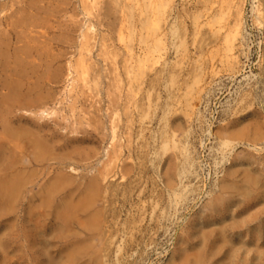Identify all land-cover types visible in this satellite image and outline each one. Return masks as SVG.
<instances>
[{
	"label": "rangeland",
	"instance_id": "374dc122",
	"mask_svg": "<svg viewBox=\"0 0 264 264\" xmlns=\"http://www.w3.org/2000/svg\"><path fill=\"white\" fill-rule=\"evenodd\" d=\"M1 1H0V7L2 6L4 8V5L1 4ZM8 1L9 0H4V2L7 3ZM60 1H61L60 2L61 6L62 5L64 6V7L62 6L63 10L61 7H57L56 10L50 11L52 12L50 16L48 15L50 13L49 11L48 14L41 12L48 21L47 22L46 19L43 18L44 21L47 23H44V21L42 23L48 25L41 26L38 28L39 30L42 31H45L47 29L49 31V33L47 34H49L50 37L51 36L53 37L57 33H59L56 35L57 37L55 36L56 42L59 41V35L62 36L60 38V41L58 42V45L57 44L55 45L57 46V48L53 47V52L54 50H55L54 52L55 54L58 52L57 54L58 58L56 57L57 62H55L56 64L55 67L61 68V71L58 70L61 73L57 75V79L55 80L53 89H50L52 94L55 95V96L52 95L55 97L52 98L55 99L56 101L55 100L53 101V99H51V101L53 102L47 103L50 107L48 106L47 107L48 109H46L45 112L50 110L52 111H50L51 113L49 115L44 116L45 119L43 117L41 118L38 116L41 114L40 110L43 109L40 110L38 109L39 110L38 112L32 111L31 114H29L30 113L29 111L28 112L23 111L24 112L23 114L26 113V117H29L30 115V118L34 117L33 119L36 118L35 116H38L40 118V121L45 123L47 122L49 124L51 122L52 124H55V122H57L55 124L56 127L58 125L60 127L63 125V127L61 128L65 127L63 131L65 130L64 133L67 136H71V137L85 136V139L81 140V142L74 140L71 141V147H69V150L72 148L71 153L77 155V165L71 164V166H68L69 168L66 167V169L68 170L71 169V171L73 172L78 168L79 172L78 170L73 172V177L74 179H76L75 176L77 175L76 173L78 172L79 175L77 176L81 178L80 179L78 177L82 181L81 183L82 185L84 183L86 184V182H88L87 180L90 178V177L88 178V176H84L85 174L87 175L89 173L88 175L91 176L92 178H94V175L95 177L97 176L98 178L95 179L102 184L100 185V183L98 182L102 190L100 189L101 192H98V194L95 196L97 198H94L92 200L93 202L87 205L89 207L83 206L84 207L83 208L82 206L81 207L79 206L80 208L79 207L75 208V213L78 211L80 213L84 212L90 215L85 217L86 214L84 213H83L84 215L76 213L79 214L81 217L80 216L78 217V215H74L77 216L74 217L73 214L75 213L74 211L72 212L73 214L71 215L72 218L70 219L71 221H69V225H68L69 227H65L66 229H69L72 226V229H69L70 231H72L71 233L69 230H65V228L62 229L63 231L59 229L61 225V220L57 216L56 212L52 211L51 208H53V205L51 206L50 204H46L47 206L50 207V209H48L49 207L47 206L45 207V205L41 207V205L43 204L38 203L37 204L38 207H36L37 205L35 206L37 208V209L35 208L36 212L34 210V207L31 208V206H34L35 204L34 205L28 204V206L30 205L29 208H31V210L32 209L34 210V212L32 210V213L30 212L31 215L29 213L28 210L29 208L27 206V203L23 201H17L15 204L8 206L11 207V210L10 208H7V210L8 209L10 210V212H8L9 210L5 211L4 209L6 208L2 210L3 213L0 210V212L2 213L0 214V237H1L0 264H172L169 263L171 261L172 262L174 261V264H176V262L177 264H186L187 259L190 257H191L190 259H192L191 260L192 262L195 261L194 259L198 255L197 252H199L196 248H200L202 244L206 248H210L209 246H211V242H212L211 240L214 239L216 240L215 231L213 229L215 226L212 225V223H215L213 220H215L216 217L215 207L213 206V198L216 202V200L220 195L223 196L224 194L225 197H229L232 191L233 194L230 196L234 197V200L237 203V204L235 203L236 205L234 206V208H236L235 209L236 215L241 214L247 208L249 215L253 217V221L251 222L252 225H254V223H256L257 221L256 213H258V211L260 210L263 211V214H261V217H263L264 216V203H263L264 186H262V184L259 185L260 183H258L257 188L259 189L256 188L257 189L256 191L259 190L261 192L258 191L259 192L258 193L255 191L256 194L258 193L257 195L255 193L254 196L251 195L250 197L246 195L247 196L246 198L244 195L245 193H243V191L247 192L246 190L248 186H246L245 188L244 186L245 183L247 185L246 178L245 177L243 178V176L241 175H245L242 169L246 168V169H250L249 171L252 172L253 174L255 173L254 176L257 175L258 179L261 178L262 180V178L264 177L263 175L264 166H262L264 165V161H263L264 139L260 140L261 142L259 141L258 144L257 143L253 144V142L249 141V137H248L249 132L246 131L245 128H241V127H243L244 124L247 125L246 123L249 121L250 117L255 120L257 119L256 123H258V121L260 120L262 123L264 122V94H263L264 93V88H263L264 50H262L264 49V39H263L264 23H262V21L264 20L263 17L264 2L262 1L264 0L262 1L240 0L239 2L238 0L235 1L212 0V2L215 1L213 2L214 4L211 1L209 2L208 0L209 4L211 5L206 4L207 0L205 1L201 0L202 2H200V0L197 1L169 0V3L168 0H164L165 1L164 4L166 3V1L169 4V5L166 4L167 8L165 5L164 8L161 5V7L164 9L165 15L161 16L163 13V9L161 7L155 8L159 3L154 7L158 13L152 9L151 10L149 9V14H151L150 21L154 20L155 19L154 17H156V19L159 20L161 25L163 23L165 25L161 27L162 30L158 29L159 31L155 35L156 36L158 35L161 38L160 35L163 34L165 30L166 36L165 34H163L164 35L162 38L163 41H157V39L154 38L156 37L154 35V37L152 38L156 42H154L153 39L150 38V34L151 33L154 34L155 31L151 32L149 28H144L145 30H141L140 28L142 26V22L140 23V21L144 17H141V12L138 9L147 6V3H149L147 0H145V2L144 0H140V2L142 1L143 3H145V5H142L143 4L142 2H141L142 4L137 2L140 7H137L136 5L137 3H135L136 1L139 0H135V1L117 0V2L119 3L121 2L120 4L118 3V5L120 6L119 8L121 10H119V8L116 6L114 7H116V9H118L121 12L119 13L118 10L114 9L115 12L113 13V17L117 12L119 13V16L116 14L115 17L121 18L122 16H124V13L126 11L131 10L132 6H134L133 7L134 10L132 9L133 11L131 10V12L128 11L129 14L128 12H126L125 15L128 14L130 16L127 15L121 18L123 22L124 19L126 20L128 19L127 22L132 21L130 22V27H129V22L127 23L125 20L124 22L125 25L123 24L125 27L121 26L120 28H118L119 26L118 23L116 25V28L113 26L115 29L114 28L111 29L113 31L108 30V28H106L107 26H105L106 24H109L108 22L112 23L111 21L113 18L111 19L109 18L110 20L108 18H104V19L102 18V21L103 22L105 21L104 24L103 22H100V20H97L99 19L97 18V16L95 15L92 16L97 12L96 7L97 6L99 7L100 4H102V2L104 3V0H81V1L60 0ZM188 1H190L192 4ZM219 1L222 4L221 3L219 4ZM57 2H59V0ZM57 2L56 4L58 5L59 3ZM63 2L65 3L63 4ZM94 2L97 4H95ZM152 2H154V0ZM187 2L190 4L187 5ZM224 2L227 4H225ZM44 3L45 2L42 1V3H37V4L42 5ZM66 3H68V6L67 5L65 6ZM114 3L115 2H113V5H115ZM132 3L135 4L136 6L131 5ZM230 3L232 5H230ZM83 4L89 5V10L92 9L90 15L88 14V16L89 17L91 16L90 17L91 22L93 25H95L94 28L91 29L92 31L91 30L89 31L91 34V40L89 44L90 51L88 53L85 51V54H87V58L85 62L86 63L85 65L87 66V70H86L87 72L85 74L82 73L83 70L80 68V64H78L80 57V49L77 47V44L75 42L78 38L76 37L73 38L74 41L72 40L73 42L71 43V29H70L71 14L76 16L78 22H81V24L80 23L78 24L83 25L84 27L85 20H83V18L85 17V15L83 14L84 13ZM199 4H205V5H199ZM14 5L15 6H12L13 7L12 8L11 6H9V4H7V7L5 6L6 9H4V13L7 12L10 13L9 10H11V8L12 10L13 9L16 10L15 8L16 7L18 8V4H14ZM71 5L73 6L72 12H71V7H72ZM206 5L207 7H210L212 5L214 6L210 7L211 11L209 12L208 9L210 8H207ZM19 6L21 5L19 4ZM202 6H204L205 11L203 10ZM230 6L232 7L231 9H229ZM103 7L104 8L102 9V11L104 12L106 9L104 4ZM197 7L203 10L205 13L204 12L202 13V11L199 8L197 9ZM216 7L222 8L224 11L222 9L221 10L217 9ZM225 7L227 9H225ZM60 8L62 14L60 12V14L58 15ZM143 8L141 9L142 15L145 16L146 18L148 10ZM186 8L188 9V11L190 9L191 10L187 12ZM73 9L75 12L73 11ZM237 9L239 11H237ZM212 10L214 13L217 10L215 15L217 16L218 14L217 16L218 18L215 15H213V17L211 16L213 13ZM258 10L260 11V13ZM146 11L147 13H144ZM219 11L223 15H225V13L223 12H226V14H228L227 15L228 18L226 17V15H225L226 19L223 18L224 17L223 15H222L223 17L221 16L222 18H220L221 14ZM227 11L228 12L230 11L229 12L230 14ZM137 12L140 14V16ZM151 12L153 13L154 17ZM159 12L162 13L160 14ZM4 13L2 12L0 13V15L2 14L0 18L4 15ZM52 14L57 15L58 17L51 16ZM157 14L159 15L157 16ZM195 14H197L196 15L197 18L195 17ZM257 14H260L261 16L259 15L257 17ZM47 15L49 16L48 18ZM199 15L201 16V18L198 17ZM111 16L112 15H110V17ZM50 17L52 18L50 19ZM211 17L214 18V20L217 22L219 19H220L219 21L223 19L222 21H224L225 23L221 22L219 23L218 26L217 25L218 23L215 22L213 19L208 20L211 19ZM233 17L234 18L236 17V19H234ZM255 17L258 18L256 19V21H255ZM191 18H193V21L197 20L198 23L197 21L192 22ZM114 20L115 19H113V21ZM202 20L204 21L203 23ZM234 20L236 22H233ZM59 22L61 23V25H59L60 27H57L58 26L57 24H60ZM121 22L120 24H122ZM209 22L213 23V25L214 22L217 24H215V26L210 28L211 24H209ZM99 23L101 25H99ZM133 23L134 24L137 23L138 25L137 24L134 25ZM236 23L239 24L240 26L239 29L236 28L237 26ZM220 24L221 26L222 25L224 26L221 27ZM65 25L68 26L69 28L65 27ZM229 25L230 27H228ZM207 26L208 28H206ZM197 28L199 29L197 30ZM202 28L205 30L203 31ZM219 28L221 30H219ZM67 29H69L70 31ZM129 29L132 30L134 29L133 30L134 36L133 33L131 35L130 33L131 30ZM206 29H209L210 32L208 30L206 31ZM211 29H216V30L214 32ZM236 29L240 30L241 34H243L244 37L243 35L240 34L239 31H238L239 33H237ZM137 30H140L141 34H139L140 32L138 31L139 32L138 33ZM147 30H150L151 32L149 33V36H147L149 38L148 40L150 41V44L152 45L151 42L157 43L156 46L158 47L159 45V47L157 49V47L153 45V50H152L153 53H151L152 55L148 54L149 57L146 56L149 58V62L147 61L148 60L147 58H145V60L148 62V64H146L147 62L143 61L144 59L141 60L143 63H145V66L143 65V63L141 64L143 65L142 67L140 65L141 62L140 61H138L139 63L137 62L136 56L138 55L142 56L144 54L143 52L145 49H143L142 47L144 46V44L142 45L141 41H139L137 37L141 38V36L144 33H147L146 35H148ZM198 31H200L199 33H202L201 36L199 35ZM223 31H225V33ZM226 31H228V33L230 31L229 33L231 35L229 36L230 39H228L229 34L227 35ZM66 32L67 34H65ZM208 32L210 33V36ZM216 32L217 33L220 32V33L217 35ZM206 33H208L207 35L209 37L205 36ZM62 34L63 35L65 34L64 35L65 37ZM137 34L141 36L139 35L137 36ZM151 36L153 35L151 34ZM212 36L213 38H211L210 40L209 38ZM222 36L224 37L226 36L225 37L226 40L223 39L224 37ZM241 36L243 39L241 38ZM66 37L68 38L70 37V38L67 39ZM133 37L134 38L136 37L135 38L136 40L134 41L136 43L134 44L131 43V41L134 39ZM203 37L205 38L203 39ZM216 38L218 39L215 40ZM62 39L63 40L66 39V40L62 41ZM228 40L229 41L231 40L230 43H228L229 42ZM233 40H234L233 42L234 48L233 45L230 46ZM65 41H67V43ZM215 41H217L218 43ZM224 41L225 43L223 44ZM129 42L130 44H128ZM158 42L159 43L161 42V44L162 42H166V45L165 43L160 45L158 44ZM204 42L206 46L203 45ZM200 43L203 46L202 48L203 50L200 49L201 47ZM136 44H139V46L138 45L136 46ZM214 44L215 46H213ZM130 45L132 47L135 46L133 47L135 54H133V51L131 53L130 52L131 50H128L127 46ZM155 47L156 49H154ZM161 47H163V49L165 50H163ZM230 48L232 49L231 51ZM126 49L129 51V53ZM159 49L160 52L158 51ZM227 49H229V51ZM136 50L138 53L136 52ZM140 52L142 54H140ZM225 52H227L228 54ZM130 53L131 55H129ZM231 53L233 55H236V57L233 56ZM208 54L210 55L208 56ZM226 54L229 55L227 57H230L233 60L231 59L228 60L229 58L226 59L227 58ZM131 56L133 57L135 56V57L131 58ZM71 60L73 65L75 64L74 68L72 67V73L70 70L71 65L69 64ZM138 65L141 67L140 69L142 73H140V70H138L139 69ZM102 66L104 68H102ZM100 68L103 69L105 72ZM97 69H100V71L98 72L99 74L94 73V72L97 73ZM137 70L139 73L137 72ZM136 73L138 76L136 75ZM65 74L68 75V78ZM100 78L101 81L98 83V80H100ZM57 81L58 83L60 82L59 85L57 84ZM116 82H118V84ZM151 82L152 84H150ZM42 86L45 87L46 89L48 88L47 85L46 86L42 85ZM148 87H150L151 90ZM253 87H255L256 91H254ZM54 91L56 93H53ZM247 92L249 93L251 92L250 93L251 95L249 93L248 95ZM117 93L120 95H117ZM246 95L248 97H246ZM249 96L251 97L249 98ZM116 97L118 100H116ZM147 98H149L148 99L149 101H147ZM258 98L260 99V101ZM110 99L112 101H116L115 102L117 106L116 108L118 109L113 107L114 102L110 101ZM93 100H96V102ZM97 100L98 101L101 100V101L98 102L97 104ZM130 100L131 102L133 100V102L131 103ZM91 101L93 102V104H91ZM249 102L251 103V105ZM257 102L260 104H258ZM95 105L97 106L96 108L98 109L95 108ZM109 105H111L110 108L113 107V109L112 108L110 109ZM93 106L95 110H93L94 109ZM241 106L244 110H242ZM70 107H71V111H70ZM54 108L57 112L55 110L53 112ZM99 108L102 109L100 110ZM252 109L254 110L252 111ZM256 109L260 111H257ZM72 110L74 111L72 112ZM96 110L97 111L100 110V112L99 111L96 112ZM102 110L106 113H104ZM127 110L130 111L127 112ZM109 112L113 115V118L109 117L112 116ZM253 112L255 113V115ZM257 112L260 114H258ZM55 113H57V115L59 116L56 117ZM96 113L98 114L101 113L100 116L98 115L99 118ZM251 113L252 116L254 115L253 117L251 116ZM128 114H130V116ZM63 115L64 118H66L65 120L63 118ZM88 115H90L93 118V120ZM126 115H128L129 118ZM132 115H134L135 119H132L134 118ZM102 116L105 117L102 118ZM114 117L116 120L114 119ZM60 118H63V121H61ZM86 118L90 120V122L86 120ZM94 118L95 120L97 119V122L94 121ZM108 118L110 119L111 123L109 122ZM42 119H44V121ZM131 120L135 121L133 122L134 126L132 125L133 123H131L132 122ZM235 120H238L236 121L237 124L235 123L233 125ZM72 121L76 123V124L74 123L75 126L74 125L71 126ZM92 121H94L93 122L94 125L91 123ZM63 122L65 123V125ZM178 122H180L179 123L180 125L177 124ZM58 123H61V125ZM66 123H67V127L69 126V129L71 130H69L68 128L66 129ZM68 123L70 125H68ZM101 123L105 125L101 127L100 126L102 125ZM81 124H83V126L85 125L87 128L83 127L84 129H81L82 128ZM90 125L91 127L92 126L93 127L91 128ZM111 125L115 126L114 130L117 131L116 133L115 131L114 133H112L113 131L111 129L112 128ZM59 126L57 127V129L59 128L61 130ZM130 126L134 129H132ZM176 126L178 129L176 128ZM98 127L100 128V131H98L99 130ZM230 127L232 129H230ZM228 128L229 130L227 131L226 129ZM233 128L234 130L235 128H237V130H235L237 132H239L240 130V132L245 131V133L236 136L234 134ZM59 129H58L59 133L62 132V130L60 131ZM72 129H74L73 130L74 132L72 131ZM103 129H105L106 131V132L102 131L104 132L105 135L101 133V130ZM91 130H93L96 134ZM172 130H175L174 136L172 135L173 132L170 134ZM222 130L224 132H227L225 133V135L227 134L228 137L227 135L224 136V134H222L221 132ZM130 131L134 132L135 134L132 133L131 135ZM69 132L75 133L76 136L73 133H72L73 135L71 133L69 134ZM100 134L103 135L104 137L103 140L101 139L102 135ZM88 135L89 138L87 137ZM231 135H233L232 138ZM164 136L166 137L168 136V138L169 137L170 138L174 137V138L166 139ZM245 136L247 137V139ZM63 137L66 138V136ZM233 137H235V139ZM239 137L240 138L243 137V139L242 138L240 139ZM246 140H248L249 142ZM163 141H167V142L164 143ZM223 141L225 143H223ZM85 143L88 145V147L89 145L91 147L94 146L93 147L94 149L88 147L86 148L87 145ZM83 144H85V146ZM98 144L100 145V148H98L99 147ZM79 145L84 146V148L82 146L83 148L82 150L85 149L84 151L86 153H84V151L82 150H78V151L81 152L82 155L86 154L85 155L86 158L79 156L78 151L74 150V149H81ZM115 147L118 149L117 150L118 152L114 150ZM259 148H261L263 152H261V149ZM62 151L64 152L65 150ZM246 151L247 153L248 151L250 152L248 153L249 155L247 153H243ZM57 152H60V150L58 149ZM262 153L263 156L261 155ZM253 154L255 155V157ZM236 155L238 156L239 159L237 158ZM247 158L250 159V161ZM235 160L237 161V163H235L236 162ZM259 160L261 161V163ZM82 163L85 164L86 167ZM252 163L253 164L257 163L255 165V168L253 167L254 165ZM234 164H236L237 167H234L235 166ZM46 165L47 164L45 163V166ZM242 165L243 167L244 166L245 167L244 168L241 167ZM72 166L73 167L75 166L76 169L75 167L73 169ZM247 166L249 167L247 168ZM250 167L253 168L251 169ZM97 168L100 169L98 170ZM234 168L235 169L240 168L241 170L240 171L238 170V172L235 173ZM230 170L236 176L233 175L230 172ZM260 170L261 171L263 170L262 174L261 172H258ZM169 171L171 176L169 175ZM68 172L70 173V171ZM102 172H104V176L101 175L103 174ZM240 173L243 174L239 175ZM96 174L98 175L100 174V175L98 176ZM223 174L224 175L226 174V176H224ZM258 174L259 175L261 174L262 176H259ZM228 175L230 177L233 176L236 179H234L233 177L230 178ZM38 176L40 177V173ZM101 176L105 177L104 179L101 178L103 182H101V179L99 180V177ZM82 177L86 182L82 180L83 179ZM168 177L172 179L173 185L171 181H167V180H171L168 179ZM40 178H43V176ZM222 179L224 180L222 181ZM80 180L77 181L78 184L80 183ZM166 181L168 182V184L171 182L170 184L171 186L166 184ZM226 182L230 183V186L228 185L229 186L228 191L230 192V194L228 193L229 195L227 194V192H225V190L227 191V189L224 188ZM241 182L244 183L242 187H241L242 184ZM234 183H236L237 188ZM82 185L79 188H82L84 186ZM221 185L224 189L221 187ZM233 186H235L237 190L238 188L240 189L239 193L241 194L239 196H237V194L239 193H236L238 191L235 188L234 189L236 190V192L233 190ZM241 188L242 190L243 189L244 190L241 191ZM123 190L126 191V193ZM76 193L77 194L79 193V195L82 194V192L80 193L78 191ZM157 193L159 194V196ZM105 195H108V197L106 196L104 198ZM242 195L243 198H240V196ZM75 197H76L75 200H77L78 195H76ZM254 197L259 198L256 199L257 202L254 200L255 199ZM242 199L250 200V202L249 200L247 201V206L246 205L244 206V203H246V201ZM251 201L252 203L253 202L254 203L252 204ZM260 202L262 203L260 204ZM259 204L260 206H258ZM14 205H15V209L17 207L16 210H14L13 208ZM40 208L41 209L44 208L41 211L42 213L39 211ZM82 208L83 210L84 209L85 210L82 211L81 210ZM210 208L213 209L211 210ZM46 211H50L47 212L49 214H47ZM39 212L41 213V215ZM44 212L46 213V215L44 214ZM53 212L55 213V215ZM34 213L36 215L39 214L40 215L39 217L41 218H39L38 216L35 217ZM32 214L37 219H34ZM91 214L92 215L95 214L92 224L89 223L90 222L89 218L91 217ZM202 214L204 216H202ZM208 214L210 216H208ZM30 217L33 219H31ZM52 217L54 219L57 217V219L54 220L52 219ZM200 217L202 219H200ZM73 218H79V220L78 219L73 220ZM36 220L39 223H37ZM42 220H44L45 222L43 221L42 223ZM53 221L55 222L58 221L60 223L58 222L53 223ZM39 226L43 227L44 230H41L42 228H40ZM35 229L36 230L40 229L39 231H42L44 233L41 235L42 232L40 233L39 231H37L41 235L39 236L38 233H35L36 232ZM52 229L54 231L60 230L59 233L61 234L55 231L57 234L54 232L53 234L54 236H53L52 235L53 231H51ZM203 229H205V231H203ZM28 230L30 232L32 231L33 233H30ZM64 230L67 233L64 232ZM36 235H38L39 237ZM24 236L27 237V240L26 237ZM62 236L65 238L63 239ZM33 237L34 238L36 237L39 240L40 239L47 240L49 238L51 240H48L46 245L44 244L41 245L38 243V244H34V246L30 248L29 246H32L30 242L34 241ZM62 239L63 241H61ZM73 240H75V242ZM80 241L88 242L89 244H91V248L88 250H82L75 253L72 252V254L67 252L70 246L72 247L73 245H75ZM67 242L70 243V246ZM205 242L207 245H205ZM54 243L55 244L58 243V244L53 245ZM26 245H28L27 248L25 247ZM49 245H51L50 247L52 248H50ZM194 246L196 248H194ZM43 247H46L45 249L47 250H43ZM184 247L185 249L183 250ZM193 250H195L196 253ZM184 251L187 253L185 254ZM192 252H194L195 254ZM183 253L184 255L189 257L185 259L186 257L183 256ZM192 256L195 258H193ZM210 262L209 264H212V262L211 263ZM194 264H199V263L194 262Z\"/></svg>",
	"mask_w": 264,
	"mask_h": 264
},
{
	"label": "bare ground",
	"instance_id": "6f19581e",
	"mask_svg": "<svg viewBox=\"0 0 264 264\" xmlns=\"http://www.w3.org/2000/svg\"><path fill=\"white\" fill-rule=\"evenodd\" d=\"M1 1V0H0ZM42 1L43 2H45L44 4H42V5H38L37 3H42ZM58 0H9L8 1V3L7 2H4V0L3 1H1V4H3L4 5V8L2 7V9H1V7H0V9H1V12L2 13H4V9H6V7H7V4H9V6H15L14 4H18V8L16 7L15 9L16 10H12V8H11V10H9L10 11V13H8L7 11V13H4V15L0 18V210H1V212H2V210L4 209V208H6V209H4L5 211H8L7 210V208H10V210H11V207H8V206H11V205H13V204H15L17 201H23V202H25V203H27V206H28V204H31V205H34V206H31V208L32 207H34V210H35V208L36 207H38V203H41V204H43V205H41V207L42 206H44L45 205V207L47 206L46 204H50L51 206L53 205V208H51L52 209V211H55L56 212V214H57V216L59 217V219L61 220V225H60V227H59V229L60 230H62V229H64L65 227H69L68 225H69V221H71L70 219H72L71 218V215L73 214L72 212L74 211V213H75V208L77 207H83V206H87L89 203H92L93 201V199L94 198H97V197H95L97 194H98V192H101L100 191V189L102 190V188L100 187V185H102L99 181H97L96 179L98 178L97 176L95 177V175H94V172H93V175H94V178H92L91 176H89L88 174L86 175H84V176H88V182H86L85 180H84V178L82 179V180H84V182H86V184L83 186L81 183H82V181L80 180L81 178L79 177V176H77V175H79L78 174V172H79V170H78V168L76 169V167H75V171H77L78 170V172L75 174L76 176V179L78 178L79 180H80V183L78 184V182L77 181H79L78 179L76 180V179H74V177H73V172H75V171H71V169L70 170H68V169H66V167H68V166H71V164L73 165V164H76L77 165V155H75V154H73V153H71L72 151H71V149L69 150V147H71V141H78V142H81V140H83V139H85V136H81V137H71V136H67L65 133H64V131H63V129H65V127L64 128H61V127H63V125L60 127L58 124H60L61 125V123H58L57 125L61 128V130H62V132H60L59 133V131H58V129H57V127H56V123L57 122H55V124H52V122L49 124V123H45V122H42V121H40V118L39 117H43L44 119H45V117L44 116H47V115H49L51 112L50 111H52V110H50V111H46L45 112V110L46 109H48L47 107L49 106L47 103H49V102H53L55 99H53V98H55L54 96V94H52V92H51V90L50 89H53V85H54V83H55V80L57 79V75L59 74V73H61V72H59L58 70H60L61 71V68L60 67H55V62H57L56 61V57H57V54H58V52L55 54L54 52H55V50H54V52H53V47H56L57 48V46H55L56 44L58 45V42L60 41V38L62 37V36H60L59 35V41L58 42H56V35L57 34H59V33H57L55 36H51L50 37V35L49 34H47V33H49V31L46 29L45 31H42V30H39L38 28L39 27H41V26H47L48 24H43L42 22L44 21V19L43 18H45L44 17V15L42 14L43 12L44 13H47L48 14V11L50 12V11H53V10H56V8L57 7H61L62 8V10H63V7L61 6V1L59 0V2H57ZM65 1V0H64ZM71 1V0H70ZM69 1V2H70ZM81 1V0H80ZM118 1H120V0H118ZM133 1H135V0H133ZM149 3H147V6H144V8L143 9H147L148 10V13H147V11L146 12H144V13H147V17L145 18V16H143L142 15V8H139L138 10H140V12H141V17H144V18H142V20L140 21V23L142 22V26L140 27L141 28V30H145L144 28H149L150 30H151V32H154L155 31V33L153 34V33H151L150 32V30H147V32H148V35H146L147 33H144L142 36L141 35H139V34H141V31L140 30H137V32L139 33V34H137V36L139 35V36H141V38L140 37H137L138 38V40L139 41H141V43H142V45L144 44V46H142L143 47V49H145L144 50V56L142 55V56H140V55H138V56H136L137 57V62L138 61H140L141 63H140V65L143 63L141 60H143V61H145V62H149V56H148V54L150 55L151 53H153L152 52V50H153V45H155L156 46V44L157 43H153V42H151L152 43V45L150 44V41L148 40L149 38L147 37V36H149V33H151L153 36H151V34H150V38L151 39H153L152 37H154V35L156 34V33H158V31L161 29L162 30V28L161 27H163V25H164V23L161 25V23L159 22V20L158 19H156V17H154V15H153V11L151 12L152 13V15H153V17L155 18L154 20H152V21H150L151 19V14H149V9L151 10H154V11H156L157 12V10L155 9V8H158V7H161V5L163 6V8H164V5L166 6V4H168L169 3V0H168V3H167V1H166V3L164 4V0H154V2H152L153 0H147ZM192 1V0H191ZM197 1V0H196ZM203 1H205V0H203ZM212 2V0H209V2ZM216 1V0H215ZM215 1H213V2H215ZM224 1V0H223ZM235 1V0H234ZM240 0H238V2H239ZM258 1H260V0H258ZM262 1V0H261ZM4 2V3H3ZM56 2L57 3H59L58 5L56 4ZM106 2V3H105ZM113 2H115L114 4L115 5H113ZM117 0H104V3L102 2V4H100V6L98 7L97 5V7H96V9H97V12L95 13L94 11L96 10H94L93 12L95 13V14H93L92 16H97V18H99V19H97V20H100V22H103L102 21V18L104 19V18H113V19H115L114 21H113V19H112V23H110V22H108L109 24H106L105 26H107L106 28H108V30H110V31H113V30H111L112 28H116V25L118 24L119 26H118V28H120L121 26H124L125 24H124V22H125V20L126 19H124V22L122 21V17H124V16H127L128 14H129V12H131V10L133 9V7L134 6H132V8H131V10L128 12V11H126V12H128V14L127 15H125L126 14V12L124 13V16H122L121 18H119V17H115L116 16V14L119 16V13L121 12V11H119V10H121L119 7V5H118V3L119 2H117ZM141 3L140 2V0L139 1H136L135 3ZM144 2H145V0H144ZM188 2H190V1H188ZM187 2V5L188 4H190V3H188ZM200 2H202L201 0H200ZM209 2H208V0H207V2H206V4H209ZM212 2V3H213ZM229 2V1H228ZM262 2H264V1H262ZM261 2V3H262ZM65 2H63V4H64ZM74 3V2H73ZM95 3V2H94ZM121 3V2H120ZM119 3V4H120ZM123 3V2H122ZM136 4L137 5V7H140L139 6V4ZM143 3V2H142ZM141 3V4H142ZM160 5H159V4ZM162 3V4H161ZM204 3V2H203ZM217 3H218V1H217ZM216 3V4H217ZM221 2L219 1V4H220ZM225 3V2H224ZM223 3V4H224ZM234 3V2H233ZM236 3V2H235ZM244 3V2H243ZM19 4L21 5V6H19ZM70 4H72V3H70ZM75 4V3H74ZM95 4H97V3H95ZM95 4H93V5H95ZM103 4L105 5V7H106V9H105V11L103 12L102 11V9L104 8L103 7ZM140 4V5H141ZM158 4V5H157ZM192 4V3H191ZM197 4V3H196ZM214 4V3H213ZM215 4V5H216ZM222 4V3H221ZM225 4H227V3H225ZM68 6V3H66L65 4V6ZM123 5V4H122ZM131 5H135V4H131ZM135 5V6H136ZM142 5H145V3H143ZM157 5V7H155ZM169 5V4H168ZM195 5V4H194ZM199 5H205V4H199ZM209 5H211V4H209ZM230 5H232L231 3H230ZM6 6V7H5ZM8 6V7H9ZM17 6V5H16ZM72 6V5H71ZM75 6V5H74ZM84 6V7H83ZM83 10H84V15H85V19L83 18V20H85L84 21V27H83V25H79L78 23H80L81 24V22H78V20H77V18H76V16H74L73 14H71V27H70V29H71V43L74 41L73 40V38H78L75 42H76V44H77V47L80 49V57H79V61H78V64H80V68L83 70V74H85L87 71V66L85 65L86 63V58H87V54H85V51L88 53L89 51H90V48H89V44H90V40H91V34H90V30L91 29H93L94 28V26L95 25H93L92 24V22H91V16L89 17L88 16V14L90 15V13H91V10H89V5H87V4H83ZM114 6H116V7H118L119 8V10L118 9H116V7H114ZM197 6V5H196ZM214 5H212V6H210V7H213ZM219 6V5H218ZM226 6V5H225ZM240 6V5H239ZM76 7V6H75ZM78 7V6H77ZM94 7V6H93ZM128 7V6H127ZM136 7V8H137ZM155 7V8H154ZM194 7V6H193ZM203 7V10H204V6H202ZM206 7H207V5H206ZM210 7H207V8H210ZM220 7V6H219ZM228 7V6H227ZM10 8V7H9ZM42 8V9H41ZM61 8L59 9V12H58V10H57V12H58V15L60 14V12H61V14H62V11H61ZM72 8H73V6L71 7V12H72ZM162 8V7H161ZM162 8V9H163ZM166 8H167V6H166ZM166 8H165V10H166ZM196 8V7H195ZM199 7H197V9H198ZM200 8H201V6H200ZM199 8V9H200ZM207 8H206V10H207ZM217 8V7H216ZM232 7L230 6V8L229 9H231ZM257 8H259V7H257ZM65 9V8H64ZM76 9V8H75ZM114 9L115 10H118L119 11V13H117L116 12V14L114 15V17H113V13L115 12L114 11ZM185 9V8H184ZM187 9V8H186ZM217 9H222V8H217ZM225 9H227L226 7H225ZM240 9H241V7H240ZM253 9H255V8H253ZM83 10H81V11H83ZM134 10V9H133ZM132 10V11H133ZM136 10V9H135ZM191 10V9H190ZM189 10V11H190ZM201 10V9H200ZM203 10H201L202 11V13L205 11H203ZM209 10V12L211 11V8L210 9H208ZM214 10V9H213ZM213 10H212V12H213ZM223 10V9H222ZM260 10V9H259ZM258 10V11H259ZM73 11H74V9H73ZM80 11V12H81ZM137 11V10H136ZM188 11V9H187V12H189ZM192 11H193V9H192ZM215 11V10H214ZM224 11V10H223ZM226 11V10H225ZM233 11H236V10H233ZM237 11H239L238 9H237ZM0 12V13H1ZM42 12V13H41ZM57 12H56V14H57ZM64 12H66V11H64ZM75 12V11H74ZM156 12H154V13H156ZM216 12H217V10H216ZM215 12V13H216ZM220 12V11H219ZM228 12V11H227ZM230 12V11H229ZM228 12V13H229ZM52 12H50L48 15L50 16V14H51ZM112 13V14H111ZM138 13V12H137ZM143 13V14H144ZM158 13V12H157ZM160 13V12H159ZM162 13V12H161ZM160 13V14H161ZM164 13V14H163ZM163 13H162V15L161 16H163V15H165V12H164V9H163ZM205 13V12H204ZM208 13V12H207ZM214 13V12H213ZM212 13V17H213V15H215V13L213 14ZM223 13H225V15H226V17H227V15L228 14H226V12H223ZM232 13H234V12H232ZM256 13H258V12H256ZM259 13H260V11H259ZM264 13V12H263ZM262 13V14H263ZM43 15V16H41V15ZM55 14V13H54ZM54 14H52L51 16H55V17H58L57 15H54ZM78 14H80V13H78ZM77 14V15H78ZM82 14V13H81ZM139 14V13H138ZM194 14V13H193ZM192 14V15H193ZM209 14V13H208ZM207 14V15H208ZM220 14H221V12H220ZM219 14V15H220ZM230 14V13H229ZM237 14V13H236ZM240 14H242V13H240ZM243 14H244V12H243ZM2 15V14H1ZM0 15V16H1ZM46 15V14H45ZM47 15V18L49 17ZM110 15H112L111 17H110ZM145 15V14H144ZM156 15V14H155ZM159 14H157V16H158ZM197 14H195V17L197 18V16H196ZM205 15V14H204ZM223 14H221L220 15V18H222L223 16V18H225V15H223ZM232 15V14H231ZM230 15V16H231ZM260 14H257V17L259 16ZM121 16V15H120ZM128 16H130V15H128ZM138 16V15H137ZM139 16H140V14H139ZM160 16V17H161ZM190 16H191V14H190ZM206 16V15H205ZM216 16V15H215ZM217 16H218V14H217ZM216 16V17H217ZM222 16V17H221ZM236 16V15H235ZM261 16V15H260ZM263 16V15H262ZM61 17V16H60ZM134 17V16H133ZM132 17V18H133ZM160 17H159V19H160ZM194 17V16H193ZM198 17H200L201 18V16L199 15ZM209 17V16H208ZM211 17V19H208V20H214V18H212ZM243 17V16H242ZM264 17V16H263ZM40 18V19H39ZM52 17H50V19H51ZM96 18V17H95ZM132 18H131V20H132ZM158 18V17H157ZM166 18V17H165ZM210 18V17H209ZM218 18V17H217ZM216 18V19H217ZM228 18V17H227ZM231 18V17H230ZM229 18V19H230ZM234 18V17H233ZM46 19V18H45ZM54 19V18H53ZM81 19V18H80ZM109 19V20H110ZM130 19V18H129ZM163 19V18H162ZM226 19V18H225ZM224 19V20H225ZM234 19H236V17L234 18ZM243 19V18H242ZM256 19H258V18H256L255 17V21H256ZM260 19V18H259ZM40 20V21H39ZM108 20V21H109ZM128 20V19H127ZM127 20H126V22H127ZM191 20H192V22H194V21H197V20H194L193 21V18H191ZM220 20V19H219ZM218 20V22L217 21H215V22H217V23H215L214 22V25H213V23H210L209 22V24H211L210 25V28H212L213 26H215V24H217L218 26H219V23H225L224 21H222L223 19H221V21H219ZM233 20V19H232ZM240 20V19H239ZM262 20V19H261ZM37 21H39V22H37ZM46 21H47V19H46ZM58 21V20H57ZM64 21V20H63ZM122 21V22H121ZM135 21V20H134ZM138 21V20H137ZM226 21V20H225ZM241 21V20H240ZM48 22V21H47ZM47 22H45L44 21V23H47ZM65 22V21H64ZM67 22V21H66ZM70 22V21H69ZM68 22V23H69ZM98 22V21H97ZM105 22V21H104ZM103 22V23H104ZM120 22L122 23V24H120ZM129 22V21H128ZM127 22V23H128ZM130 22H132V21H130ZM130 22H129V27H130ZM204 21L202 20V23H203ZM213 22V21H212ZM233 22H236L235 20L233 21ZM237 22H238V20H237ZM56 23V22H55ZM60 23V22H59ZM83 23V22H82ZM139 23V24H140ZM196 23V22H195ZM197 23H198V21H197ZM227 23H230V22H227ZM262 23H264V20L262 21ZM64 24V23H63ZM67 24V23H66ZM105 24V23H104ZM124 24V25H123ZM134 24V23H133ZM137 24V23H136ZM136 24H134V25H136ZM167 24V23H166ZM206 24V23H205ZM205 24H203V25H205ZM232 24V23H231ZM58 26L57 27H60L59 25H61V23L60 24H57ZM68 25V24H67ZM70 25V24H69ZM99 25H101L100 23H99ZM103 25V24H102ZM128 25V24H127ZM138 25V24H137ZM160 25V26H159ZM195 25H197V24H195ZM200 25V24H199ZM216 25V26H217ZM233 25H234V23H233ZM236 28L237 29H239V24H237L236 23ZM240 25H241V23H240ZM86 26V27H85ZM114 26V27H113ZM159 26V27H158ZM165 26V25H164ZM217 26V27H218ZM220 26H221V24H220ZM222 26H224V25H222ZM221 26V27H222ZM65 27H68V26H66L65 25ZM125 27V26H124ZM197 27V26H196ZM228 27H230V25L228 26ZM228 27H227V29H228ZM244 27V26H243ZM264 27V26H263ZM69 28V27H68ZM114 28V29H115ZM134 28V27H133ZM205 28V27H204ZM206 28H208V26L206 27ZM215 28V27H214ZM233 28V27H232ZM38 29V30H37ZM50 29H51V26H50ZM61 29H62V27H61ZM60 29V30H61ZM66 29V28H65ZM122 29V28H121ZM138 29V28H137ZM159 29V30H158ZM199 28H197V30H198ZM230 29V28H229ZM236 29V30H237ZM44 30V29H43ZM67 30H69V29H67ZM129 30H131L130 31V33H131V35H132V33H133V36H134V29L132 30V29H129ZM164 30V29H163ZM202 30L204 31L205 29H203L202 28ZM201 30V31H202ZM209 31L210 32V30L209 29H206V31ZM211 30H213L214 32H215V30L216 29H211ZM218 30V29H217ZM219 30H221L220 28H219ZM231 30V29H230ZM243 30H244V28H243ZM56 31V30H55ZM70 31V30H69ZM92 31V30H91ZM117 31V30H116ZM119 31V30H118ZM233 31H235V30H233ZM240 32V30H237V33H239ZM53 32V31H52ZM115 32V31H114ZM113 32V33H114ZM144 32H146V31H144ZM162 32V31H161ZM200 31H198V33H199ZM208 32V33H209ZM224 33H225V31H223ZM227 32V35L230 33V31H229V33H228V31H226ZM243 32V31H242ZM166 33V31L164 30V32H163V34H165ZM208 33H206V37L208 36L207 34ZM213 33V32H212ZM212 33H211V35H212ZM217 33V32H216ZM220 32H218L217 33V35L219 34ZM237 33H236V35H237ZM244 33V32H243ZM47 34V35H46ZM53 34H55V33H53ZM52 34V35H53ZM61 34V33H60ZM65 34H67V32L65 33ZM64 34V35H65ZM163 34H161L160 36H161V38L157 35H155L156 37H154V38H156L157 39V41H163L162 40V38H163ZM201 34L202 33H199V35L201 36ZM214 34V33H213ZM235 34V33H234ZM240 34H241V32H240ZM63 35V34H62ZM63 35V36H64ZM70 35V34H69ZM69 35H67V36H69ZM136 35V34H135ZM222 35V34H221ZM224 35V34H223ZM226 35V34H225ZM233 35V34H232ZM241 35H243V34H241ZM165 36H166V34H165ZM199 36V37H200ZM209 36H210V33H209ZM208 36V37H209ZM216 36V35H215ZM229 36H231L230 34L228 35V37ZM235 36V35H234ZM233 36V37H234ZM65 37V36H64ZM132 37V36H131ZM218 37V36H217ZM222 37H224V36H222ZM226 37V36H225ZM225 37L223 38V39H225ZM232 37V38H233ZM237 37V36H236ZM236 37H235V39H236ZM243 37H244V35H243ZM67 39H69L68 37H66ZM134 38V37H133ZM136 38V37H135ZM133 39L132 41H131V43H136V42H134L136 39ZM201 38V37H200ZM205 37H203V39H204ZM211 38H213V36L212 37H210L209 39L211 40ZM241 38H242V36H241ZM240 38V39H241ZM130 39H132V38H130ZM164 39H165V37H164ZM218 38H216L215 40H217ZM228 39H230V37L228 38ZM234 39V38H233ZM243 39V38H242ZM263 39H264V36H263ZM58 40V39H57ZM64 40H66V39H64ZM63 39H62V41H64ZM73 40V41H72ZM214 40V39H213ZM226 40V39H225ZM130 41V40H129ZM153 41L154 42H156L154 39H153ZM165 41V40H164ZM222 41V40H221ZM229 41V40H228ZM231 41V40H230ZM230 41L228 42V43H230ZM66 43H67V41H65ZM201 42V41H200ZM206 42V41H205ZM205 42H204V46H206L205 45ZM215 42H217V41H215ZM227 42V41H226ZM233 42H234V40L232 41V44L230 45V46H232L233 45ZM62 43V42H61ZM64 43V42H63ZM137 43H139V42H137ZM140 43V44H141ZM165 43V45H166V42H162V44H164ZM202 43V42H201ZM201 43H200V45H201ZM218 43V42H217ZM225 43V41L223 42V44ZM65 44V43H64ZM128 44H130V42L128 43ZM127 44V45H128ZM158 44H160V45H162L161 44V42L159 43L158 42ZM132 45V44H131ZM127 46L128 47V50H131L130 52L132 53V51H133V54H135V52H134V48L133 47H135V46ZM139 46V44H136V46ZM164 45V46H165ZM229 45H227V46H229ZM60 46V45H59ZM141 46V45H140ZM152 46V47H151ZM212 46V45H211ZM213 46H215V44L213 45ZM225 46V45H224ZM226 46V47H227ZM131 47V48H130ZM157 47V46H156ZM156 47L154 48V49H156ZM158 47H159V45H158ZM158 47H157V49H158ZM208 47V46H207ZM141 48V47H140ZM162 49H163V47H161ZM160 48V49H161ZM203 48V46L201 45V47H200V49H202ZM232 48V47H231ZM230 48V51L232 50ZM233 48H234V45H233ZM58 49H60V48H58ZM160 49L158 50L159 52H160ZM167 49V48H166ZM207 49V48H206ZM127 50V49H126ZM127 50V51H128ZM142 50V49H141ZM163 50H165V49H163ZM203 50V49H202ZM226 50V49H225ZM228 51H229V49H227ZM262 50H264V49H262ZM213 51V50H212ZM136 52H137V50H136ZM157 52V51H156ZM162 52V51H161ZM128 53H129V51H128ZM131 53L129 54V55H131ZM138 53V52H137ZM136 53V54H137ZM208 53H210V52H208ZM225 53H227V52H225ZM127 54V53H126ZM140 54H142L141 52H140ZM161 54H163V53H161ZM213 54V53H212ZM228 54V53H227ZM226 54V57L227 56H229V55H227ZM230 54V53H229ZM232 54V53H231ZM262 54H263V52H262ZM56 55V56H55ZM128 55V56H129ZM152 55V54H151ZM210 54H208V56H209ZM233 55V54H232ZM85 56V57H84ZM146 56H148V57H146ZM233 56H235L236 57V55H233ZM232 56V57H233ZM262 56V55H261ZM60 57V56H59ZM130 57V56H129ZM128 57V58H129ZM133 56H131V58H132ZM135 57V56H134ZM133 57V58H134ZM235 57H234V60H235ZM238 57V56H237ZM58 58V57H57ZM138 58H139V60H138ZM145 58H147L148 60L146 61L145 60ZM229 58V59H228ZM202 59H204V58H202ZM226 59H228V60H230L231 58L230 57H227ZM128 60V59H127ZM231 60H233V59H231ZM148 62L146 63V64H148ZM58 63H60V62H58ZM61 63H63V62H61ZM139 63V62H138ZM70 65H71V73H72V67L74 68V66H75V64L73 65V63H72V60H71V62L69 63ZM101 64V63H100ZM99 64V65H100ZM63 65V64H62ZM61 65V66H62ZM65 65V64H64ZM143 65L145 66V63H143ZM143 65H141L142 67H143ZM139 66V65H138ZM97 67H99V66H97ZM129 67V66H128ZM263 67V66H262ZM58 68H60V69H58ZM63 68V67H62ZM65 68H67V67H65ZM102 68H104L103 66H102ZM141 67L139 66V69L138 70H140V73H142V71H141V69H140ZM101 69V68H100ZM100 69H97V73L96 72H94L95 74H99L98 72L100 71ZM107 69V68H106ZM128 69V68H127ZM67 70V69H66ZM65 70V71H66ZM70 70H68V71H70ZM92 70H94V69H92ZM101 70H103V69H101ZM138 70H137V72H138ZM74 71V70H73ZM104 71V70H103ZM105 72V71H104ZM127 72V71H126ZM234 72V71H233ZM237 72V71H236ZM65 73H67V72H65ZM139 73V72H138ZM262 73H263V71H262ZM74 74V73H73ZM93 74V73H92ZM66 76H67V78H68V75L67 74H65ZM94 75V74H93ZM105 75H107V74H105ZM136 75H137V73H136ZM263 75H264V73H263ZM138 76V75H137ZM136 76V77H137ZM60 77V76H59ZM71 77H72V75H71ZM96 77V76H95ZM63 78V77H62ZM104 78V77H103ZM105 79V78H104ZM119 79V78H118ZM70 80V79H69ZM264 80V79H263ZM67 81H68V79H67ZM101 81V78H100V80H98V83ZM149 81V80H148ZM151 81V80H150ZM62 82V81H61ZM154 82V81H153ZM262 82V81H261ZM60 83V82H59ZM59 83H58V81H57V84L59 85ZM117 84H118V82H116ZM56 84V85H57ZM150 84H152V82L150 83ZM42 85H44V86H48V88L46 89L45 87H43ZM258 85H260V84H258ZM262 85V84H261ZM120 87V86H119ZM151 87V86H150ZM150 87H148L150 90H151V88ZM44 88V89H43ZM254 88V91H256L255 90V87H253ZM259 88V87H258ZM263 88H264V86H263ZM56 90H57V88H56ZM120 90V89H119ZM251 90H252V88H251ZM53 91V90H52ZM117 91V90H116ZM262 91V90H261ZM148 92V91H147ZM252 92V91H251ZM250 92V93H251ZM53 93H56L55 91L53 92ZM119 93V92H118ZM117 93V95H120V94H118ZM124 93V92H123ZM249 92H247V94H248ZM249 93V94H250ZM263 93V92H262ZM248 94V95H249ZM255 94V93H254ZM264 94V93H263ZM52 95H54V96H52ZM123 95H125V94H123ZM150 95H151V93H150ZM251 95V94H250ZM256 95V94H255ZM261 95V94H260ZM57 96V95H56ZM258 96V95H257ZM53 97V98H52ZM93 97V96H92ZM119 97V96H118ZM147 97V96H146ZM149 97V96H148ZM246 97H248L247 95H246ZM251 96H249V98H250ZM98 98H100V97H98ZM109 98H111V97H109ZM114 98V97H113ZM150 98V97H149ZM149 98H147V101H149L148 99ZM254 98H255V96H254ZM257 98V97H256ZM260 98V97H259ZM258 98V99H259ZM51 99H53V101H51ZM97 99V98H96ZM116 100H118L117 99V97H116ZM128 100V99H127ZM127 100H126V102H127ZM255 100V99H254ZM56 101V100H55ZM93 101H95L96 102V100H93ZM101 101V100H100ZM100 101H98L97 100V104H98V102H100ZM110 101H112L111 99H110ZM249 101V100H248ZM259 101H260V99H259ZM258 101V102H259ZM94 102V103H95ZM112 102H114V104H115V106H114V104H113V107H117L116 106V101H112ZM130 102H131V100H130ZM132 102H133V100H132ZM131 102V103H132ZM252 102V101H251ZM257 102V103H258ZM110 103V102H109ZM147 103H149V102H147ZM250 103V102H249ZM253 103V102H252ZM255 103V102H254ZM52 104V103H51ZM50 104V105H51ZM75 104V103H74ZM91 104H93V102L91 101ZM90 104V105H91ZM100 104V103H99ZM112 104V103H111ZM146 104V103H145ZM256 104V103H255ZM258 104H260V103H258ZM120 105V104H119ZM250 105H251V103H250ZM249 105V106H250ZM254 105V104H253ZM77 106V105H76ZM110 106L111 105H109V108H110ZM127 106H128V104H127ZM50 107V106H49ZM97 106L95 105V108H96ZM99 107H101V106H99ZM113 107H111L112 109H113ZM122 107V106H121ZM259 107V106H258ZM263 107V106H262ZM79 108V107H78ZM93 108H94V106H93ZM95 108L93 109V110H95ZM110 108V109H111ZM128 108V107H127ZM241 108H242V106H241ZM240 108V109H241ZM254 108V107H253ZM40 109H43V110H40L41 111V114L40 115H38V116H35L36 118L35 119H33L32 117L30 118V115H29V117H26V113L25 114H23L24 112H30L29 114H31V112L33 111H39ZM49 109H51V108H49ZM88 109V108H87ZM96 109H98V108H96ZM100 109V108H99ZM102 109V108H101ZM100 109V110H101ZM116 109H118V108H116ZM247 109V108H246ZM54 110H55V108L53 109V112H54ZM76 110V109H75ZM83 110H84V108H83ZM100 110H98L99 112H100ZM103 110H104V108H103ZM102 110V111H103ZM242 110H244L243 108H242ZM249 110H250V108H249ZM254 109H252V111H253ZM257 110V109H256ZM262 110V109H261ZM24 111V112H23ZM56 111V110H55ZM70 111H71V107H70ZM74 110H72V112H73ZM92 111V110H91ZM97 110H96V112H98ZM128 111H130V110H127V112ZM252 111H250V112H252ZM257 111H260V110H257ZM263 111V110H262ZM57 112V111H56ZM59 112V111H58ZM87 112V111H86ZM90 112V111H89ZM88 112V113H89ZM104 112V111H103ZM111 112H112V110H111ZM114 112V111H113ZM126 112V113H127ZM249 112V111H248ZM256 112V111H255ZM78 113V112H77ZM104 113H106V112H104ZM110 113V112H109ZM116 113V112H115ZM131 113V112H130ZM236 113V112H235ZM254 113V112H253ZM258 113V112H257ZM36 114H38V113H36ZM60 114V113H59ZM81 114V113H80ZM87 114V113H86ZM97 114V116L99 115L100 116V114H98V113H96ZM111 114V113H110ZM117 114V113H116ZM237 114V113H236ZM258 114H260V113H258ZM55 115H56V117L57 116H59V115H57V113H55ZM95 115V114H94ZM105 115V114H104ZM112 115V114H111ZM119 115V114H118ZM129 116H130V114H128ZM128 115H126L128 118H129V116ZM243 115H245V114H243ZM254 115H255V113H254ZM253 115V116H254ZM61 116V115H60ZM88 116H90V115H88ZM96 116V115H95ZM99 116H98V118H99ZM133 117H134V115H132ZM250 116V115H249ZM251 116H252V113H251ZM252 116V117H253ZM49 117V116H48ZM47 117V118H48ZM76 117V116H75ZM74 117V118H75ZM91 117V116H90ZM105 117V116H104ZM103 116H102V118H104ZM109 117H112L113 118V115L112 116H109ZM239 117V116H238ZM241 117V116H240ZM259 117V116H258ZM30 118V119H29ZM51 118V117H50ZM63 118H64V115H63ZM63 118H60L61 119V121H63ZM81 118V117H80ZM89 118V117H88ZM92 118V117H91ZM97 118V117H96ZM97 118V119H98ZM101 118V117H100ZM111 118V119H112ZM117 118V117H116ZM119 118V117H118ZM131 118V117H130ZM37 119H39V120H37ZM44 119H42L43 121H44ZM53 119V118H52ZM51 119V120H52ZM66 118H64V120H65ZM68 119V118H67ZM90 119V118H89ZM97 119L95 120V118H94V121H96L97 122ZM109 119V118H108ZM114 119H115V117H114ZM114 119H113V121H114ZM132 119H135V117L134 118H132ZM241 119V118H240ZM244 119V118H243ZM248 119V118H247ZM261 119H263V118H261ZM48 120V119H47ZM86 120H88L87 118H86ZM92 120H93V118H92ZM100 120V119H99ZM103 120V119H102ZM101 120V121H102ZM116 120V119H115ZM257 120V119H256ZM256 120L255 119H253V118H251L250 117V119H249V121L246 123L247 125H245L244 124V126H243V124H242V126L243 127H241V128H245L246 129V131H248L249 132V134H248V137H249V141H251V142H253V144L254 143H257L258 144V142L260 141V140H263L264 139V122L262 123L261 122V120L260 121H258V123H256ZM67 121V120H66ZM71 121V120H70ZM69 121V122H70ZM82 121V120H81ZM84 121V120H83ZM89 122H90V120H88ZM94 121H92L91 123L94 125ZM104 121H105V119H104ZM113 121H112V123H113ZM118 121V120H117ZM132 121V120H131ZM236 121H238V120H235V122L233 123V125L236 123ZM263 121V120H262ZM88 122V123H89ZM103 122V121H102ZM109 122H110V119H109ZM133 122H135L134 120L131 122V123H133ZM241 122V121H240ZM64 123V122H63ZM62 123V124H63ZM73 123V124H72ZM72 123H71V126L72 125H74V121H72ZM83 123V122H82ZM90 123V124H91ZM100 123V122H99ZM111 123V122H110ZM115 123V122H114ZM180 122H178L177 124H179ZM245 123V122H244ZM76 124V123H75ZM91 124V125H92ZM96 124V123H95ZM102 125H100L101 127H103V125H105V124H103V123H101ZM129 124V123H128ZM232 124V123H231ZM237 124V123H236ZM64 125H65V123H64ZM68 125H70L69 123H68ZM78 125V124H77ZM91 125H90V127H91ZM99 125V124H98ZM109 125V124H108ZM107 125V126H108ZM113 125V124H112ZM111 125V126H112ZM133 126H134V123L132 124ZM131 125V126H132ZM180 125V124H179ZM241 125V124H240ZM71 126H70V128H71ZM75 126V125H74ZM73 126V127H74ZM79 126V125H78ZM81 126H82V128L81 129H84L83 127H86L85 125L83 126V124H81ZM110 126V125H109ZM130 126V127H131ZM132 126V127H133ZM237 126V125H236ZM72 127V128H73ZM93 127V126H92ZM91 127V128H92ZM131 127V128H132ZM239 127V128H240ZM69 129V126L67 127V123H66V129ZM77 128V127H76ZM87 128V127H86ZM99 128V127H98ZM130 128V129H131ZM176 128H177V126H176ZM180 128V127H179ZM225 128V127H224ZM238 128V127H237ZM237 128H235V130H237ZM78 129H79V127H78ZM77 129V130H78ZM102 129V128H101ZM112 133H114V129H115V126H112ZM110 129V130H111ZM132 129H134V128H132ZM178 129V128H177ZM230 129H232L231 127H230ZM60 130V129H59ZM60 130V131H61ZM69 130H71V129H69ZM74 129H72V131H73ZM88 130V129H87ZM227 131L229 130V128L228 129H226ZM234 130V128H233V131H234V134L237 136V135H241V134H243V133H245V131L244 130H242V131H244V132H240V130H239V132H237V131H235ZM80 131H82V130H80ZM91 131H93V130H91ZM96 131V130H95ZM98 131H100V128H99V130ZM102 131H104V132H106L105 131V129H103V130H101V133H103L104 134V132H102ZM67 132V131H66ZM74 132V131H73ZM73 132H69V134L71 133H73ZM94 132V131H93ZM117 131H115V133H116ZM131 132V131H130ZM173 132V136H174V132H175V130H172L171 132H170V134ZM222 132V134H224V136H226L225 135V133H227V132H224L223 130L221 131ZM230 132H231V130H230ZM229 132V133H230ZM62 133V134H61ZM75 133H76V130H75ZM75 133H73L74 135H75ZM95 133V132H94ZM93 133V134H94ZM100 133V132H99ZM132 133L133 134H135L134 132H131V135H132ZM220 133V132H219ZM63 134H65V135H63ZM72 134V135H73ZM83 134V133H82ZM96 134V133H95ZM169 134V135H170ZM61 135H62V137H61ZM79 135V134H78ZM100 135H102V134H100ZM105 135V134H104ZM113 135V134H112ZM168 135V136H169ZM245 135V134H244ZM63 136H66V138L65 137H63ZM76 136V135H75ZM116 136H117V134H116ZM168 136L166 137V136H164L166 139H169L168 138ZM232 136L233 135H231V138H232ZM88 138H89V135L87 136ZM92 137V136H91ZM102 137H103V135H102ZM101 137V139L103 140L104 139V137L102 138ZM112 137V136H111ZM227 137H228V135H227ZM246 137V136H245ZM115 138V137H114ZM118 138V137H117ZM172 138H174V137H172ZM172 138H170V139H172ZM234 139H235V137H233ZM240 138V137H239ZM239 138H238V140H239ZM242 139H243V137H241ZM240 138V139H241ZM72 139V140H71ZM92 139V138H91ZM246 139H247V137H246ZM98 140H100V139H98ZM232 140V139H231ZM97 141V140H96ZM242 141V140H241ZM246 141H248V140H246ZM248 141V142H249ZM264 141V140H263ZM87 142V141H86ZM94 142V141H93ZM164 143L165 142H167V141H163ZM261 142V141H260ZM91 143V142H90ZM223 143H225L224 141H223ZM263 143V142H262ZM86 144V143H85ZM85 144H83L84 146H85ZM246 144H247V142H246ZM82 145V146H83ZM87 145V144H86ZM99 145V144H98ZM74 146V145H73ZM82 146H80L79 145V147H81V149H74L75 151H78V150H82L83 148H84V146H83V148H82ZM115 146V145H114ZM113 146V147H114ZM118 146V145H117ZM116 146V147H117ZM253 146V145H252ZM262 146V145H261ZM76 147V146H75ZM77 147H78V145H77ZM88 147V145L86 146V148ZM94 146H90L89 145V147L88 148H93ZM115 147V149L114 150H118L117 148ZM263 147V146H262ZM98 148H100V145H99V147ZM60 150V152H57V150ZM94 149V148H93ZM253 149V148H252ZM255 149V148H254ZM259 149H261V148H259ZM62 150H65L64 152L62 151ZM73 150V151H74ZM85 150V149H84ZM84 150H82V151H84ZM113 150V151H114ZM131 150V149H130ZM257 150H258V147H257ZM68 151H69V153H68ZM87 151V150H86ZM90 151V150H89ZM256 151V150H255ZM88 152V151H87ZM118 152V151H117ZM261 152H263L262 151V149H261ZM84 153H86L85 151H84ZM92 153V152H91ZM243 153H247V151L246 152H243ZM248 153H250L249 151H248ZM247 153V154H248ZM257 153V152H256ZM260 153V152H259ZM117 154V153H116ZM78 155L79 156H81V157H85L86 158V154H84V155H82V153L81 152H79L78 151ZM95 155V154H94ZM244 155V154H243ZM242 155V156H243ZM249 155V154H248ZM252 155V154H251ZM254 155V154H253ZM262 156H263V153L261 154ZM92 156V155H91ZM113 156H114V154H113ZM112 156V157H113ZM237 156V155H236ZM247 157V156H246ZM254 157H255V155H254ZM264 157V156H263ZM262 157V158H263ZM91 158V157H90ZM237 158H238V156H237ZM236 159V158H235ZM239 159V158H238ZM237 159V160H238ZM243 159V158H242ZM248 159V158H247ZM81 160V159H80ZM249 161H250V159H248ZM255 160V159H254ZM78 161H79V159H78ZM83 161H85V160H83ZM233 161H234V159H233ZM236 161V160H235ZM239 161V160H238ZM260 161V160H259ZM264 161V160H263ZM81 162V161H80ZM88 162H89V160H88ZM232 162V161H231ZM252 162H253V160H252ZM256 162V161H255ZM45 163L47 164L46 166H45ZM79 163V162H78ZM235 163H237V161L235 162ZM260 163H261V161H260ZM83 164V163H82ZM230 164H232V163H230ZM253 164V163H252ZM257 164V163H256ZM256 164H253L254 166V168H255V165ZM83 165H85V164H83ZM235 166L234 167H237L236 166V164H234ZM172 166V165H171ZM229 166H231V165H229ZM239 166V165H238ZM249 166H250V164H249ZM249 166H247V168L249 167ZM262 166H264V165H262ZM30 167V168H29ZM73 167V166H72ZM71 167V168H72ZM74 167H73V169H74ZM85 167H86V165H85ZM169 167V166H168ZM233 167V166H232ZM241 167H243V165L241 166ZM240 167V168H241ZM245 167V166H244ZM243 167V168H244ZM252 167V168H253ZM256 167H258V166H256ZM69 168V167H68ZM170 168V167H169ZM227 168H228V166H227ZM240 168H236L237 169V171H236V169L234 168V171H235V173H237L238 172V170L240 171L241 169ZM251 168V167H250ZM251 168V169H252ZM98 170L100 169V168H97ZM233 169V168H232ZM247 170V171H245V170ZM244 169H242L244 172L243 173H245V175H241V174H243V173H240L239 175H241V176H243V178L245 177L246 178V182H247V185H246V183H245V188H246V186H248L247 187V192H245V191H243L242 190V188H241V191H243V193H245L244 195H245V197L247 198V196H254V193H255V191L257 190V189H259V188H257L258 186V183H260L259 185H261L262 184V186H264L263 185V183H264V177L262 178V180H261V178L260 179H258V177H257V175H255L254 176V174L252 173V172H250L249 170L250 169H246V168H244ZM70 171V173L68 172V171ZM255 170V169H254ZM253 170V171H254ZM81 171V170H80ZM96 171V170H95ZM102 171V170H101ZM224 171V170H223ZM249 171V172H248ZM263 171V170H262ZM262 171L260 170V171H258V172H261V174H262ZM82 172V171H81ZM97 172V171H96ZM230 172H231V170H230ZM242 172V171H241ZM249 173V174H247V173ZM256 172V171H255ZM264 172V171H263ZM39 173H40V177H42L43 176V178H40L38 175H39ZM86 173V172H85ZM103 174H101L102 176H104V172H102ZM166 173H167V171H166ZM232 173V172H231ZM230 173V174H231ZM72 174V175H71ZM91 174V173H90ZM228 174H229V172H228ZM233 175H235L234 173H232ZM253 174V175H252ZM259 175V176H262V175ZM96 175H98V174H96ZM100 175V174H99ZM98 175V176H99ZM166 175V174H165ZM169 175H170V171H169ZM168 175V176H169ZM224 175V174H223ZM222 175V176H223ZM238 175V176H239ZM263 175H264V173H263ZM99 177V180L102 178V179H104L105 177ZM167 176V175H166ZM171 176V175H170ZM169 176V177H170ZM224 176H226V174L224 175ZM229 176V175H228ZM236 176V175H235ZM168 177V179H171V178H169ZM230 177V176H229ZM228 177V178H229ZM233 177V176H232ZM232 177H230V178H232ZM87 178V177H86ZM96 178V179H95ZM165 178H167V177H165ZM229 178V179H230ZM234 178V177H233ZM241 178V177H240ZM102 179H101V182H103L102 181ZM226 179V178H225ZM234 179H236V178H234ZM242 179V178H241ZM224 179H222V181H223ZM232 180V179H231ZM167 181H171L172 182V179L171 180H167ZM166 181V184H168V182ZM221 181V180H220ZM220 181H219V183H220ZM221 181V182H222ZM226 181V180H225ZM227 181H228V179H227ZM235 181V180H234ZM100 183V185H99V183ZM171 182L168 184V185H170L171 184ZM243 182H241L242 184H241V187L243 186ZM224 183V182H223ZM222 183V184H223ZM83 186L82 188H79L81 185ZM235 184V186H236V188H237V185H236V183H234ZM167 185V186H168ZM172 185H173V182H172ZM224 185V184H223ZM227 185V186H226ZM230 186V183H227L226 182V184L224 185V188H226L227 189V191L225 190V192H227V194L229 193L230 194V192L228 191V187ZM171 186V185H170ZM231 186H232V184H231ZM235 186H233V190L236 192V188H235ZM221 187H222V185H221ZM110 188V187H109ZM223 188V187H222ZM223 188V189H224ZM231 188V187H230ZM229 188V189H230ZM236 190H235V189ZM244 188V187H243ZM257 188V189H256ZM264 188V187H263ZM222 189V190H223ZM232 189V188H231ZM230 189V190H231ZM125 190V189H124ZM123 190V191H124ZM240 189L238 188V192H236V193H239L240 191H239ZM82 192V194L81 195H79V193L77 194L76 192ZM105 191H106V189H105ZM107 191H109V190H107ZM111 191V190H110ZM217 191V190H216ZM259 191V190H258ZM258 191H256V192H258ZM125 193H126V191H124ZM158 192V191H157ZM160 192H162V191H160ZM224 192V191H223ZM259 192H261V191H259ZM258 192V193H259ZM74 193V194H73ZM216 193V192H215ZM257 193V194H258ZM263 193V192H262ZM158 194V193H157ZM166 194V193H165ZM165 194H164V196H165ZM228 194V195H229ZM233 193H232V191H231V194L230 195H232ZM241 193H239V194H237V196H239ZM256 194V193H255ZM256 194V195H257ZM76 195H78V198H77V200H75L76 199ZM229 195V197H225L224 196V194H223V196L222 195H220L219 197H218V199L216 200V202H215V200H214V198H213V206L215 207V213H216V217H215V220H213L215 223H212V225H214L215 227L213 228L214 229V231H215V237H216V240L214 239V240H211L212 242H211V246H209L210 248H206L203 244L201 245V247L200 248H196L195 246H194V248H196L199 252H197V257L195 258V257H193V258H195L193 261L195 262V263H199V264H205L206 262H208V263H206V264H209V262L211 261L212 262V264H264V216L263 217H261V214H263V211L262 210H260V211H258V213H256L257 214V217H256V219H257V221H256V223H254V225H252L251 224V222L253 221V217L251 216V215H249V213H248V209L246 208L245 209V211H243L241 214H238V215H236V213H235V209L236 208H234V206L237 204L236 203V201L234 200V197H232V196H230ZM247 195V196H246ZM256 195H255V197H256ZM260 195V194H259ZM99 196V195H98ZM102 196V195H101ZM108 197V195H105L104 196V198L105 197ZM110 196V195H109ZM158 196H159V194H158ZM236 196V195H235ZM261 196V195H260ZM264 196V195H263ZM103 197V196H102ZM163 197V196H162ZM254 197V198H255ZM259 197V196H258ZM165 198H166V196H165ZM240 198H243V195L242 196H240ZM239 199V198H238ZM256 199H259V198H255L254 200L256 201ZM261 199V198H260ZM242 200H245V199H242ZM249 200V199H248ZM248 200H245L246 201V203H244V206L246 205L247 206V201ZM252 200V199H251ZM263 200V199H262ZM240 201H241V199H240ZM244 201V202H245ZM214 202H215V205H214ZM249 202H250V200H249ZM257 202V201H256ZM22 203V202H21ZM236 203V204H235ZM243 203V202H242ZM242 203H241V206H242ZM251 203H252V201H251ZM254 203V202H253ZM252 203V204H253ZM262 202H260V204H261ZM264 203V202H263ZM250 204V203H249ZM248 204V205H249ZM257 204V203H256ZM260 204L258 205V206H260ZM20 205V204H19ZM23 205V204H22ZM37 205V206H36ZM25 206V205H24ZM36 206V207H35ZM213 206H211V207H213ZM240 206V205H239ZM257 206V207H258ZM262 206V205H261ZM13 207V206H12ZM30 207V205L28 206V208ZM44 207V208H45ZM47 207H49V206H47ZM79 207V208H80ZM87 207H89V206H87ZM237 207V206H236ZM248 207H250V206H248ZM255 207V206H254ZM14 210H16L17 209V207H16V209H15V205H14ZM12 208V209H13ZM31 208H29L28 210H29V213L31 212L32 213V210H31ZM43 208V209H44ZM84 208V207H83ZM83 208L81 209L82 211H84L83 210ZM86 208V207H85ZM262 208V207H261ZM37 209V208H36ZM39 209V208H38ZM43 209H41L40 208V212L43 210ZM47 209V208H46ZM48 209H50V207L48 208ZM211 210L213 209V208H210ZM251 209H253V208H251ZM10 210L8 211V212H10ZM34 210H33V212H34ZM79 210V209H78ZM243 210V209H242ZM247 210V211H246ZM4 211V212H5ZM80 211V210H79ZM251 211V210H250ZM257 211V210H256ZM255 211V212H256ZM0 212V214H2ZM15 212V211H14ZM35 212H36V210H35ZM39 212V213H40ZM47 212H50V211H46V213ZM6 213V212H5ZM31 213H30V215H31ZM42 213V212H41ZM41 213H40V215H41ZM46 213L44 212V214L46 215ZM54 213V212H53ZM76 213H79V214H83V213H80V212H76ZM73 214V216L74 215H78V217L80 216L79 214ZM47 214H49V213H47ZM51 214V213H50ZM84 214H86V213H84ZM83 214V215H84ZM210 214V213H209ZM208 214V216H210ZM34 215H35V217L36 216H40L39 214L38 215H36L35 213H34ZM54 215H55V213H54ZM88 215H90V214H86L85 215V217L86 216H88ZM206 215H207V213H206ZM5 216V215H4ZM32 216H33V214H32ZM31 216V217H32ZM94 216H95V214H91V217L89 218L90 219V224H92V222H93V219H94ZM202 216H204L203 214H202ZM30 217V218H31ZM34 216H33V218L34 219H37V218H35ZM43 217V216H42ZM49 217V216H48ZM47 217V218H48ZM54 217V216H53ZM52 217V219H54ZM74 217H77V216H74ZM81 217V216H80ZM207 217V216H206ZM24 218V217H23ZM33 218H31V219H33ZM39 218H41V217H39ZM254 218H255V216H254ZM55 219H57V217L55 218ZM54 219V220H55ZM75 219H78L79 220V218H73V220H75ZM200 219H202L201 217H200ZM22 220H24V219H22ZM208 220V219H207ZM31 221V220H30ZM34 221V220H33ZM43 221L44 220H42V223H43ZM49 221V220H48ZM197 221V220H196ZM36 222L37 223H39L37 220H36ZM41 222V221H40ZM45 222V221H44ZM52 222V221H51ZM56 222H58V221H56ZM55 221H53V223H56ZM74 222H76V221H74ZM73 222V223H74ZM200 222V221H199ZM205 222V221H204ZM203 222V223H204ZM32 223V222H31ZM35 223V222H34ZM52 223V224H53ZM58 223H60V222H58ZM202 223V222H201ZM51 224V223H50ZM77 224V223H76ZM205 224V223H204ZM24 225V224H23ZM36 225V224H35ZM42 225V224H41ZM55 225V224H54ZM53 225V226H54ZM78 225V224H77ZM194 225V224H193ZM206 225H208V224H206ZM51 226V225H50ZM57 226V225H56ZM70 226H71V224H70ZM195 226V225H194ZM29 227V226H28ZM40 228H42L41 230H44L43 229V227H41V226H39ZM26 228V227H25ZM199 228V227H198ZM24 229V228H23ZM37 229V228H36ZM35 229V230H36ZM54 229H55V227H54ZM69 229H72V226H71V228H69ZM69 229H66L65 228V230H69ZM195 229V228H194ZM193 229V230H194ZM206 229V228H205ZM205 229H203V231H205ZM25 230H27V229H25ZM35 230H34V232H35ZM40 229H38V230H36V232L35 233H38L37 231H39ZM60 230H55V231H57L58 233H59V231ZM64 230V232H66ZM29 231V230H28ZM51 231H53V233H52V235L54 234V230L52 229ZM63 231V230H62ZM70 231V230H69ZM69 231H68V233H69ZM195 231V230H194ZM23 232H24V230H23ZM30 232V231H29ZM40 233L42 232V231H39ZM63 232V233H64ZM72 231H70V233H71ZM80 232V231H79ZM82 232V231H81ZM30 233H33L32 231L30 232ZM29 233V234H30ZM40 233H38L39 234V236H41L44 232H42L41 233V235H40ZM56 233V232H55ZM62 233V234H63ZM67 233V232H66ZM25 234H27V233H25ZM24 234V235H25ZM50 234V233H49ZM57 234V233H56ZM59 234H61V233H59ZM78 234V233H77ZM202 234V233H201ZM205 234V233H204ZM213 234V233H212ZM31 235V234H30ZM34 235V234H33ZM67 235V234H66ZM66 235H64V236H66ZM80 235H81V233H80ZM27 236V235H26ZM26 236H24V237H26ZM36 236H38V235H36ZM38 236V237H39ZM54 236V235H53ZM202 236V235H201ZM50 237V236H49ZM48 237V238H49ZM55 237H57V236H55ZM63 237V236H62ZM1 238V237H0ZM29 238V237H28ZM34 238V237H33ZM46 238V237H45ZM65 237H63V239H64ZM63 239L61 240V241H63ZM67 239V238H66ZM26 240H27V237H26ZM48 240H51L50 238L49 239H47V240H44V239H38V238H34V241H32V242H30L31 244H32V246H29L30 248L31 247H33L34 246V244H41V245H46L47 244V241ZM57 240V239H56ZM70 240V239H69ZM58 241V240H57ZM65 241V240H64ZM74 242H75V240H73ZM72 241V242H73ZM193 241V240H192ZM205 241V240H204ZM207 241V240H206ZM66 243V242H65ZM68 244H69V246H70V243L69 242H67ZM203 243V242H202ZM25 244V243H24ZM58 243H54L53 245H57ZM61 244H63V243H61ZM192 245V244H191ZM205 245H207L206 244V242H205ZM27 246L28 245H26L25 247L27 248ZM51 245H49V247H50ZM63 246V245H62ZM67 246V245H66ZM68 246V247H69ZM28 247V248H29ZM186 247V246H185ZM185 247L183 248V250L185 249ZM46 247H43V250H47V249H45ZM50 248H52V247H50ZM54 248V247H53ZM91 248V244H89L88 242H85V241H80V242H78V243H76L75 245H73L72 247L70 246V248L67 250V252L68 253H71L72 254V252H78V251H82V250H88V249H90ZM93 248V247H92ZM195 249V250H196ZM39 250V249H38ZM42 250V251H43ZM187 250V249H186ZM185 250V251H186ZM195 250H193V251H195ZM184 251V252H185ZM187 252H185V254H186ZM192 253H194V252H192ZM195 253H196V251H195ZM194 253V254H195ZM194 254H192V255H194ZM189 255V254H188ZM183 256H185L186 258L185 259H187V257H189V256H186V255H184V253H183ZM182 258V257H181ZM191 258V257H190ZM190 258H188L187 259V262H186V264H194V262H192L191 260L192 259H190ZM171 260V259H170ZM177 260H178V258H177ZM210 260V261H209ZM181 261H183V260H181ZM175 262H176V260H175ZM210 262V263H211ZM169 263H172V264H174V261L172 262H169ZM176 264H177V262H176Z\"/></svg>",
	"mask_w": 264,
	"mask_h": 264
}]
</instances>
